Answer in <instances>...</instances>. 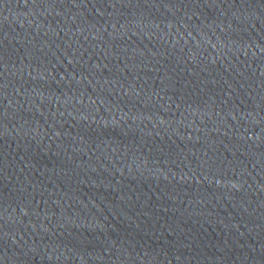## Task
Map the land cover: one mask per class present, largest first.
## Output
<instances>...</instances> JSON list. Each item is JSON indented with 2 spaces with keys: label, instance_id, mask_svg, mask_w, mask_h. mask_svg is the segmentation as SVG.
<instances>
[{
  "label": "water",
  "instance_id": "1",
  "mask_svg": "<svg viewBox=\"0 0 264 264\" xmlns=\"http://www.w3.org/2000/svg\"><path fill=\"white\" fill-rule=\"evenodd\" d=\"M0 264H22L0 230Z\"/></svg>",
  "mask_w": 264,
  "mask_h": 264
}]
</instances>
